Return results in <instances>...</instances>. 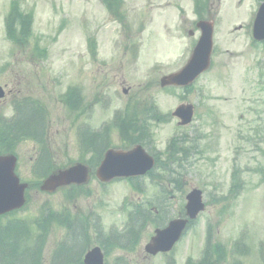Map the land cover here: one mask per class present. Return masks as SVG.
I'll return each mask as SVG.
<instances>
[{
	"label": "rangeland",
	"instance_id": "374dc122",
	"mask_svg": "<svg viewBox=\"0 0 264 264\" xmlns=\"http://www.w3.org/2000/svg\"><path fill=\"white\" fill-rule=\"evenodd\" d=\"M9 3L0 0V85L14 90L12 94L21 90L18 97L28 95L42 101L48 114L42 117L36 113L46 129L53 164L78 162L81 126L88 125V132L101 130L113 123L118 113L124 117L136 102L141 106L147 99L160 112L170 114L182 103L195 107L189 125L178 126L176 118L150 123L153 139L149 149L160 158H166L168 140L175 134L185 133L192 147L178 173L165 175L156 168L154 177L138 180L137 190L127 181L102 185L90 177L83 188L72 191L71 199L66 198L67 187L43 193L34 183L40 178L31 172L33 159L42 148L29 139L20 141L15 148L17 172L32 187L26 208L18 215L32 219L47 205L54 211L67 207L71 219H75L74 214L83 220L69 227L84 234V246L105 244L106 264H114L120 256L125 257V264H165L161 256L149 257L143 251L154 229L160 227L147 207L153 203V214L161 210L164 225L177 217L186 193L198 188L209 205L175 248L171 264L200 258L207 224L210 246L220 243L225 247L220 253H211V260L264 264V251L262 256L259 253V244L264 242V78L257 70L264 46L251 42L246 27L257 2L209 0L203 7L202 16L214 23L211 67L188 93L161 88L159 79L184 64L188 57L184 55H189L198 37L193 26L198 18L194 0H122L118 11L125 18L123 26L109 15L101 0H18L20 10L32 15L31 36L20 43L5 35ZM240 25L242 29H238ZM190 30L194 36L188 34ZM91 39L94 57L89 49ZM34 46L45 48V55H35ZM70 85L79 88L83 99V106L74 113L78 104L71 109L61 101ZM12 94L0 101V116L4 118L12 116ZM123 139L128 140L125 136L120 140L117 128L110 126L106 147L120 151L134 147ZM90 156L88 152L85 158ZM168 164L167 159V168ZM174 177L176 181L170 182ZM123 203L128 204L121 211ZM135 203L144 204L141 209L145 214H141L135 233L136 244L116 248L107 239L125 226L127 212ZM45 225L49 232L41 245L40 264H61L64 255L51 258V252L58 241L66 239L65 229L53 219ZM31 230L38 233L35 227ZM12 234L0 231L2 239ZM14 239L19 252L32 245L28 229ZM237 240L243 245L235 253L231 248Z\"/></svg>",
	"mask_w": 264,
	"mask_h": 264
},
{
	"label": "water",
	"instance_id": "95a60500",
	"mask_svg": "<svg viewBox=\"0 0 264 264\" xmlns=\"http://www.w3.org/2000/svg\"><path fill=\"white\" fill-rule=\"evenodd\" d=\"M199 27L202 30V37L190 64L192 72L196 70L197 67H202V65L199 66V63L204 62V64H206L211 46V25L204 22L199 24ZM254 35L257 38L264 37V4L256 19ZM190 75L191 74H189V76ZM189 76L186 77L185 80H187ZM175 82H179L178 79L171 76L162 79L161 85L164 86ZM180 83L184 84L185 81L183 80ZM1 97H3V92L0 88V98ZM190 110V106H180L176 110L175 115L183 118V123H186L190 119ZM15 164L16 158L13 155L0 156V214L19 208L24 202L23 191L27 185L19 183V179L14 173ZM152 164V159L147 157L139 146L129 153L107 151L105 159L97 169L96 174L102 181H108L113 177H129L132 175L144 174ZM87 177L88 169L82 164H77L50 175L42 183L41 189L52 192L59 186L71 183H85ZM202 209L201 192L199 190H193L187 195L186 214L189 219H194ZM187 221L188 219L172 220L167 227L156 229L155 235L145 246L146 252L156 254L161 251H169L180 238ZM84 263L102 264V255L99 249L94 248L92 251L88 252L85 255Z\"/></svg>",
	"mask_w": 264,
	"mask_h": 264
},
{
	"label": "trees",
	"instance_id": "16d2710c",
	"mask_svg": "<svg viewBox=\"0 0 264 264\" xmlns=\"http://www.w3.org/2000/svg\"><path fill=\"white\" fill-rule=\"evenodd\" d=\"M106 7L113 12L116 13V9L118 6V0H102ZM14 12H10L6 18L5 21V27H6V34L8 39L15 43H20L23 42L28 38L29 31H30V24H31V15L30 14H22L19 9H18V4L14 6ZM72 99L71 96L68 95L67 101L69 102ZM76 101H72L69 103V107L71 109L76 107ZM77 108V107H76ZM75 108V109H76ZM40 107H34L31 105L28 113L29 114H21L20 118L17 120V123L10 128L9 131H12V133H17V131H22L23 128H27L30 137H34L35 133L39 131V128L41 127L40 125V115L39 113ZM37 112V113H36ZM28 116V117H27ZM29 124V126L27 125ZM117 127H119V130L127 131L129 128L132 130L137 129V125L131 126L129 124H125L122 121L118 122ZM145 133V127L144 125H141L138 128V134L135 135V132L131 135V141L133 143L135 142H142L143 140V135ZM123 135V134H121ZM104 136L99 134H89L87 136V140L90 141V144L95 145L96 143L99 142L100 138H103ZM15 146V145H14ZM84 151H86V148L84 147ZM93 152L95 151L92 150ZM96 152V151H95ZM175 158V157H174ZM53 166L50 165V162L48 159L45 161V163L42 164V170L36 171L35 174L38 177H43L46 174H48L51 170H53ZM49 221L48 218L45 220H42V218H37L34 220V223L36 222L40 226H42V223L44 222L45 224ZM35 223V224H36ZM9 224L10 227H8L7 231L12 230L13 234L9 235V238H1L0 237V264H40V249L41 245L44 242V237L38 236L35 237L32 241V245L25 246L22 248V250L19 252L17 250V241L14 239L17 236H20L22 229V222L20 221H12ZM11 239V240H10ZM64 255V254H63ZM190 264V263H187Z\"/></svg>",
	"mask_w": 264,
	"mask_h": 264
},
{
	"label": "flooded vegetation",
	"instance_id": "af4514ba",
	"mask_svg": "<svg viewBox=\"0 0 264 264\" xmlns=\"http://www.w3.org/2000/svg\"><path fill=\"white\" fill-rule=\"evenodd\" d=\"M14 90H9L8 92L9 93H11V92H13ZM17 91V93L18 92H20L19 90H16ZM13 96H15V95H13ZM26 141V140H25ZM156 256H161V258H164V259H166V264H168L169 263V260H172V255H170L169 253H160L159 255H156ZM121 258V262H124V256H120V257H118L117 258V261H119V259Z\"/></svg>",
	"mask_w": 264,
	"mask_h": 264
}]
</instances>
